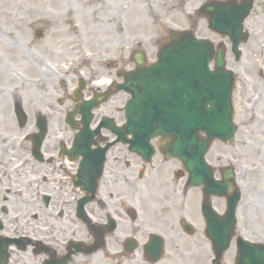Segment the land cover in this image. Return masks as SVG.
I'll use <instances>...</instances> for the list:
<instances>
[{"label": "rangeland", "instance_id": "obj_1", "mask_svg": "<svg viewBox=\"0 0 264 264\" xmlns=\"http://www.w3.org/2000/svg\"><path fill=\"white\" fill-rule=\"evenodd\" d=\"M207 0H0V38L10 49L14 46H20L16 49L19 53L15 61L20 65H11L10 69L16 68L27 76L30 73V79L36 74L34 69L28 70L33 65L27 63L28 69L22 63L28 62L31 54L45 53L47 56L54 54H65L64 51H76L78 58H91L84 62L85 67L99 68L105 58L121 60L123 64L130 67V53L139 48L147 53L149 61L156 59L158 47L161 39L170 30H194L199 37L207 38L215 44L224 42L228 47L230 42L227 38H222L208 29V24L203 16L197 14V10ZM32 8V10H29ZM25 9V10H24ZM35 11H41L46 14V19L35 18L26 25L31 28H15L9 20L14 19V14H25L27 17H34ZM25 18V19H26ZM245 30L250 31L248 43L242 45L243 56L240 61H234L231 54H227L228 66L234 69L238 75V82L234 92V105L236 110V123L239 127L233 141L225 145L216 142L207 155V160L216 168L223 166H233L236 172L237 184L242 192V203L238 208L239 230L249 239L260 240L264 242V124L258 121V117L264 120V103H254L252 95L261 93L257 85L264 87V81L258 82V77H252L253 70L258 59L253 55L264 52V0H255V5L250 16L245 21ZM44 31L46 38L35 35L37 29ZM17 29V30H16ZM19 30V31H18ZM12 31V34H11ZM57 40V43L66 44L65 50L60 48L58 51L48 45L49 40ZM48 40V41H45ZM71 44V48H70ZM77 47L74 48V45ZM71 49V50H70ZM73 52V53H74ZM8 57H12L9 52H5ZM72 53V54H73ZM30 54V56H29ZM61 57V56H59ZM92 62V63H91ZM92 64V65H91ZM105 66V65H103ZM123 66V65H122ZM264 68V66H263ZM102 71V69H98ZM17 72V71H16ZM112 73V70L109 71ZM0 73H4L0 71ZM20 77L19 74L13 75ZM17 78H15L16 80ZM14 80V81H15ZM254 86L253 92L250 87ZM264 97V92L261 93ZM124 97V98H123ZM127 96L121 94L116 99V106H120ZM249 145L258 147V151L250 154ZM118 149H116L117 151ZM252 157L256 159L258 166H261L259 172L251 173L250 163ZM9 160V157L5 159ZM8 167H1L0 172H8ZM219 176V173H217ZM135 185V181L133 183ZM7 188L13 190L9 182L0 183V205L6 203L3 200L8 194ZM106 186L101 188V193H105ZM136 187L125 186L123 200L139 212V219L131 223L120 210L118 201H108L109 210L99 204L96 209L97 218L104 219V215L109 211L115 215L119 221L117 230L107 238V250L101 251L91 258L83 254L74 259L73 264H141L136 260H141L142 251L137 250L132 255H124L122 241L124 238L135 237L142 243L147 239L148 232L155 227L156 220L161 218L157 216L158 209L156 203L164 208L163 214L169 217L173 212L180 211L179 214L189 215L193 221L199 220L197 210H195V194H189L185 203L181 200V194L174 190V186L166 189L165 194L151 193L148 195L136 194ZM167 194V195H166ZM165 199L162 196H165ZM9 197V196H8ZM102 197H104L102 195ZM105 198V197H104ZM71 203L74 202L71 200ZM169 203V204H168ZM219 211L225 208V200L220 199L216 202ZM15 206H21L17 202ZM71 209L70 211H72ZM122 214H116V212ZM100 213V215H98ZM123 215V217H121ZM6 234L13 235L29 231V236L40 239L39 232L41 226L40 220L34 221L29 227L27 222L31 219L22 217L3 216ZM70 219V220H69ZM199 223V222H197ZM65 224L70 230L68 238L81 239L87 241V230L76 223L73 215H68ZM62 233L56 234L54 246L62 249L66 241ZM168 243L164 260L160 264H212L213 253L208 246V242L198 233L189 237L181 233V230L174 225V230H167L165 234ZM201 245V248L199 245ZM33 247L27 251L16 252L11 264H42L41 256L35 254ZM195 248H198L195 250ZM236 255V247L233 243L230 250L225 254L224 261L233 263ZM142 261V260H141Z\"/></svg>", "mask_w": 264, "mask_h": 264}, {"label": "flooded vegetation", "instance_id": "obj_2", "mask_svg": "<svg viewBox=\"0 0 264 264\" xmlns=\"http://www.w3.org/2000/svg\"><path fill=\"white\" fill-rule=\"evenodd\" d=\"M43 38H46L45 34ZM51 42L52 46L58 51H60V48L63 50L68 48L66 44H56L57 40L55 39L53 41L49 40L48 45ZM47 48L48 46L44 50L46 52L41 53L42 57L39 58L41 62L40 69L42 65L47 66L43 71L42 83L33 82V85L17 83L13 77L0 75V86H9L4 94V100L3 93H0V118L7 119L2 121L10 123L5 128L15 132L13 138H11L9 150H7L5 155L11 161L8 163L4 162L3 166H1H7L9 170L7 173L0 172V182L12 184L14 189L8 190V193H14L17 197L16 200L24 203L23 208L26 209L27 213L29 210L37 209L42 226L51 227L49 232H44L50 237V240L46 243L51 244L54 240L51 232L54 233L56 230L55 223L57 220L63 219L65 215V211L61 210V205L69 194V188L74 189L70 192L69 198V201L72 199L74 203L70 204L66 214L70 212L74 204L76 208L79 198L75 182L77 181L76 173L81 157L77 160L75 155H69L68 152H71L73 141L78 134V128L82 126V115L76 114L78 112L77 91H75V96L73 95L77 81L80 78L79 72L77 69L65 70L62 68V65L71 57V52L64 51L65 54L47 56ZM21 58L19 57V59ZM11 59L13 61L12 65L20 66L15 61V56H12ZM22 63L28 69L27 62L24 60ZM83 74L86 79V87L82 91L83 99H89L96 92L99 93L105 89L104 86H99V84L104 82L102 77L93 75L94 73L87 70ZM21 80H24V78ZM78 93L80 94V90ZM116 102L115 97L93 111L94 124L104 116H110L118 124H123L125 117L121 113L122 111L116 107ZM18 104L23 107L27 115L24 126H21L18 122L16 114V106ZM41 115L47 121L46 132L41 142L39 153H36L33 136L38 131L39 123L37 121ZM19 132L23 133V141L17 145L15 139ZM104 132L108 134L106 130ZM91 149L93 150V147ZM116 149L118 150L116 151ZM89 158L92 160V156ZM181 170L182 166L178 160H168L157 154L153 162L147 165L141 157L129 155L125 147H115L107 153L105 168L95 201L96 203L103 202L99 197L100 188L104 186L107 188L105 191L106 197L114 198L124 197V187L126 185L135 186L136 194L141 195H148L154 192L164 195L166 189L168 190V188L174 186V190L181 194V200L185 205V199L190 190H186L184 187L187 177ZM134 181L135 185H133ZM193 193H195V204L198 206L202 201L201 190L198 189ZM166 195L162 197L165 199ZM94 202L88 206L90 213H94ZM37 203L39 206H37ZM121 208L124 211L126 206L123 205ZM0 210L9 213V210L6 208L5 211L3 206ZM195 210H197L196 206ZM11 211L16 212L17 208L12 207ZM163 211L159 207L157 216L161 220H156L157 225L152 227L157 232L165 233L169 229L173 230L174 225H180L181 219H184V216H179L178 211L175 212L176 216L170 215L169 217L164 215ZM117 214H119V211ZM186 217L189 218V215H186ZM197 222H200V215ZM57 252L63 254L65 248L62 251L57 250Z\"/></svg>", "mask_w": 264, "mask_h": 264}, {"label": "water", "instance_id": "obj_3", "mask_svg": "<svg viewBox=\"0 0 264 264\" xmlns=\"http://www.w3.org/2000/svg\"><path fill=\"white\" fill-rule=\"evenodd\" d=\"M250 8L249 1L239 8L208 3L202 13L209 17L213 29L229 34L236 47L246 38V35L241 34V23ZM213 56L210 42L197 40L190 32H171L162 43L155 64L147 67L144 55L135 54L138 67L125 75L126 83L123 87L133 96L126 107L130 122L127 131L140 137L132 140V148L149 154L152 137L158 134L170 136L171 142L165 150L169 151V155L179 156L186 162L194 174L192 183L203 184L207 195L228 196L229 209L221 218L212 213L210 205L206 206L207 214H210L208 233L213 240L216 262L222 264L223 254L233 236L235 209L240 193L237 190L230 195L226 193L229 185L235 184L232 170L224 171L222 182H215L213 170L203 162L205 153L215 139L227 142L236 130L231 98L235 79L225 69L222 50L217 54L216 71L209 70L208 63ZM201 131L207 136L200 137ZM198 171L201 175L195 178ZM85 202L82 201L81 209ZM111 228H114L113 224ZM92 229L97 236H101L96 226H92ZM74 246L77 251H81L80 244L74 243ZM97 248L94 246L89 249L91 252ZM147 251L155 259L161 253L160 248ZM236 264H264V246L241 241Z\"/></svg>", "mask_w": 264, "mask_h": 264}, {"label": "bare ground", "instance_id": "obj_4", "mask_svg": "<svg viewBox=\"0 0 264 264\" xmlns=\"http://www.w3.org/2000/svg\"><path fill=\"white\" fill-rule=\"evenodd\" d=\"M185 1H189V0H185ZM261 49L264 50L263 47ZM253 55L259 61H257V64L254 67L255 69L253 70L252 77H258L259 78V81L258 82H262V81H264V68H263V66H264V52H262L261 54H259V51H258V54L257 55L255 53H253ZM33 64H34L33 65V67H34L37 64V62L34 61ZM256 87H257L258 90L261 89L260 90L261 93L264 92V87H261L259 85H257ZM253 90H254V86L250 87V91L253 92ZM261 93H259V95H257V96H254V95L251 94V98L254 100L255 103H262V102L264 103V97L262 96ZM257 119H258V121L260 120V122L262 124H264L263 118L258 117ZM5 120H7V119L0 118V122L5 121ZM2 123L3 124H7L5 122H2ZM9 144H11V143H9ZM247 148H248L247 150H248V152L250 154H253L254 152H259L258 151L259 150L258 147H256L255 145H249V147H247ZM253 160H255V162H253ZM251 161L253 163L252 164L250 163V169H249V171L251 173H253V174L256 173L257 171L259 172V169H261V166H258V164L256 162V159H254L252 157Z\"/></svg>", "mask_w": 264, "mask_h": 264}]
</instances>
